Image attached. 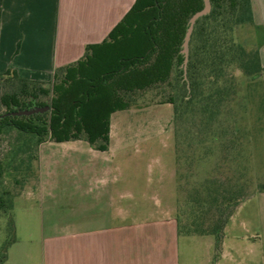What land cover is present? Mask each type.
Masks as SVG:
<instances>
[{"label":"trees","instance_id":"1","mask_svg":"<svg viewBox=\"0 0 264 264\" xmlns=\"http://www.w3.org/2000/svg\"><path fill=\"white\" fill-rule=\"evenodd\" d=\"M210 2V13L194 26L186 69L184 40L189 21L203 9L204 0H136L102 43L87 46L77 62L56 68L51 82L26 80L11 71L0 74L4 110L0 141L7 143L0 158V215L11 216L20 196L6 188L7 179L21 182L33 177L35 190L39 188L34 166L39 164L40 145L85 141L106 152L112 115L149 102L173 106L176 167L182 159L186 163L199 159L196 155L206 141L216 143L224 158L230 155L247 129L232 114L231 102L243 83L240 79L248 80L251 88L263 76L264 65L261 44L249 46L239 38L247 28L259 31L252 0ZM262 86L264 90V80ZM34 104L50 108L33 115L3 116ZM196 137L200 138L196 146L189 145ZM187 192L176 214L179 234L215 237L212 264H216L228 222L244 202L264 193V179L253 189L247 181L213 173Z\"/></svg>","mask_w":264,"mask_h":264},{"label":"crops","instance_id":"2","mask_svg":"<svg viewBox=\"0 0 264 264\" xmlns=\"http://www.w3.org/2000/svg\"><path fill=\"white\" fill-rule=\"evenodd\" d=\"M135 2L0 0V74L11 71L26 80L51 82L56 68L77 62L87 46L102 43ZM252 6L264 37V0H252ZM260 54L264 65V39ZM52 144L56 143H48ZM78 161L74 175L76 220L72 225L51 226L43 240L42 264H182L180 243L195 238H201L205 248L203 264L213 263L214 240L209 236H181L175 215L164 211L163 205L152 204L141 211L132 206L130 178L118 174L120 163L112 166L110 160L100 163L98 158ZM100 165L105 169H99ZM114 170L117 172H111ZM39 176L43 184V175ZM159 191H143L139 196L154 197ZM244 209L257 220L239 219ZM223 238L216 264L227 257L230 264H239L238 253L244 246L250 251V264H264V193L238 208Z\"/></svg>","mask_w":264,"mask_h":264},{"label":"rangeland","instance_id":"3","mask_svg":"<svg viewBox=\"0 0 264 264\" xmlns=\"http://www.w3.org/2000/svg\"><path fill=\"white\" fill-rule=\"evenodd\" d=\"M261 33L262 31L247 28L239 32V38L246 45L255 46L264 39ZM255 34H258L257 38ZM240 80L243 83L238 85L239 92L230 107L233 109L232 114L247 129L239 135L238 143L234 144L226 158L223 154H218L216 143L206 141L201 144L203 149L196 153L199 159H194L192 163H186L182 159L176 167L173 106L152 104L149 101L144 106H135L112 115L110 148L106 152L92 151L85 141L52 145H48L47 141L40 145L39 158L40 149L44 146L43 163L40 167L39 161L34 168L43 175L44 182L37 191L33 177L21 182H16V178L5 181L6 188L20 196L15 199L11 216L4 213L0 215V264H42L43 240L51 233V226L72 225L75 222L74 175L78 160L86 162L98 158L100 163L109 160L111 165L120 163L118 174H125L130 178L132 206H137L141 211L150 208L152 204L163 205L166 207L164 211H172L175 217L179 205L185 203L187 191L213 173L224 179L247 181L254 189L264 179V74L252 83L251 88L247 87L248 80ZM3 111L0 106V112ZM198 140L200 138L196 137L189 141V145L196 146ZM186 146L185 144L184 147ZM6 150V141H0V158ZM214 152L218 154L217 157L211 156ZM183 154L190 155L185 151ZM99 169L103 170L105 167L100 165ZM152 189L160 190V194L154 197L139 196L140 192ZM162 190L172 196L164 195ZM240 216L239 219L257 220L254 213L252 216L247 209ZM209 239L214 240L212 250L215 254L216 238L209 236ZM191 240L183 239L180 243L182 264H203L206 258L201 238ZM246 247L238 253L239 264H250V251ZM3 255L6 258L1 262ZM225 259L221 260L222 264H230L229 258Z\"/></svg>","mask_w":264,"mask_h":264},{"label":"water","instance_id":"4","mask_svg":"<svg viewBox=\"0 0 264 264\" xmlns=\"http://www.w3.org/2000/svg\"><path fill=\"white\" fill-rule=\"evenodd\" d=\"M210 11H211V2H210V0H204L203 9L200 10L199 12L195 13L191 17V19L189 21V28H188V31L186 33V37H185L184 44H183V54L185 56V61H184V68L185 69H186L187 62H188V57H189V42H190V39H191V35H192V32H193L194 26H195V24H196V22H197V20L199 18L209 14ZM49 108H50L49 106L41 107V106H38V105L34 104L30 108L18 110V111H15V112L6 113L3 116H9V115H12V116L33 115V114H36V113H43V112L49 110Z\"/></svg>","mask_w":264,"mask_h":264}]
</instances>
